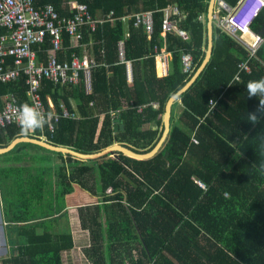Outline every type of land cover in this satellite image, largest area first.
I'll use <instances>...</instances> for the list:
<instances>
[{
	"label": "trees",
	"instance_id": "trees-1",
	"mask_svg": "<svg viewBox=\"0 0 264 264\" xmlns=\"http://www.w3.org/2000/svg\"><path fill=\"white\" fill-rule=\"evenodd\" d=\"M68 1L33 0L36 8L52 5L60 16L70 15ZM75 1L86 6L92 19L112 12L114 22L98 25L91 36L90 53L98 66L90 70L89 94L83 93L81 84L60 88L42 82L40 96L47 108L49 98L55 108L61 101L78 115L75 120L61 118L49 141L80 153L116 143L134 153H148L161 137L158 117L167 100L205 58L207 22L198 18L207 20L210 0ZM222 1L229 7L238 2ZM169 5L177 7L178 28L187 39L174 32L161 37L163 10ZM144 12H151L150 39L141 26L134 27L133 18L120 20ZM251 29L264 36V8ZM212 36L210 59L172 105L167 140L152 158L136 160L117 152L114 157L84 160L29 142L16 143L0 154L1 217L10 249L1 264H66L63 258L74 243L69 228L60 223L67 219L65 198L74 187L97 199L77 210L80 228L89 235L84 255L92 264H264V117L255 124L248 119V112H254L264 98L249 99L245 89L249 80L264 77L263 47L250 60V72H241L239 81L232 82L246 52L215 26ZM87 39L83 32L81 44ZM122 39L125 60L132 64V84L125 64L118 60L117 42ZM154 46L171 54L164 77L156 75ZM50 47L48 37L34 47L38 61H45ZM80 51L70 48L64 34L58 59ZM183 53L192 56L186 72ZM25 80L21 75L0 85V98L10 94L18 104L26 103ZM177 105L181 112L175 114ZM138 106H143L140 112ZM118 110L113 119L109 111ZM117 120L123 130H115ZM149 123L156 129L145 130ZM38 134L39 130L25 134L20 127L5 126L0 128V147L16 136ZM26 146L45 150L48 155L41 160L48 164L33 166V159H38L33 154L31 165L23 161L18 151ZM51 153L62 158L61 165L52 164ZM8 161L19 166L6 165ZM191 178L207 189H199Z\"/></svg>",
	"mask_w": 264,
	"mask_h": 264
},
{
	"label": "built area",
	"instance_id": "built-area-1",
	"mask_svg": "<svg viewBox=\"0 0 264 264\" xmlns=\"http://www.w3.org/2000/svg\"><path fill=\"white\" fill-rule=\"evenodd\" d=\"M66 7L70 15L60 16L50 4L36 8L33 0H0V85L11 84L21 75L26 78V103L51 116L45 127L39 130V138L45 141L52 138L56 124L61 118L74 120L78 116L74 112H69L63 103L55 108L49 98H47V108L40 96L42 82L47 80L60 88L81 84L83 93L89 94L90 70L98 66L90 53V47L93 45L91 36L98 25L114 22L112 12L104 17L92 19L86 6L75 0L68 1ZM263 8L264 0H238L234 7L227 6L222 0H216L213 18L215 27L246 52V59L237 64V72L232 82L239 81L241 72H250V60L256 56L264 43V36L251 30L253 20ZM163 14L161 37L168 32H174L182 39H187V33L178 28L180 14L177 7L169 5L163 10ZM129 18H133L134 27L141 26L150 39L153 32L151 12L122 17L120 20L126 22ZM205 20L203 16L198 18L199 22ZM83 32L88 34V39L86 43L81 44ZM64 34L69 38L70 48H80L81 51L79 55L72 53L69 59L59 61L58 55L63 51ZM46 37L49 38L51 47L46 51L45 61H38L34 47L43 44ZM124 37H128V33H125ZM154 52L157 64L161 65L157 75L164 77L168 72L170 52L164 48L158 49L156 46ZM117 55L119 63L125 64L128 83L132 84V64L130 60H125L123 39L117 42ZM8 58L12 59L11 62L7 61ZM181 64L183 71H189L192 56L189 53L181 54ZM20 105L13 95L8 94L0 98V128L11 123L18 126L16 109ZM88 106H91V103H88ZM136 109L140 112L143 106H138ZM119 113L120 110L109 111L113 119L117 118ZM191 142L196 144L194 137L191 138ZM192 183L206 190L201 182L192 179Z\"/></svg>",
	"mask_w": 264,
	"mask_h": 264
},
{
	"label": "water",
	"instance_id": "water-1",
	"mask_svg": "<svg viewBox=\"0 0 264 264\" xmlns=\"http://www.w3.org/2000/svg\"><path fill=\"white\" fill-rule=\"evenodd\" d=\"M215 5H216V0H210L209 4V10L207 14V34H208V46L205 54V58L203 59L202 63L199 64V66L196 68L194 74L192 77L189 79V81L181 88L179 89L175 94H173L166 102L165 107H164V112L162 115V122H163V131L161 134L160 139L154 146V148L149 151L148 153L144 154H138L132 152L129 148L124 147L123 145L116 143L112 146H109L105 149H102L101 151L98 152H93V153H80L77 151H74L70 148L61 146V145H55L51 142L44 141L42 139L36 138V137H31V136H16L13 139H11L5 146L0 147V154L5 153L9 151L16 143L19 142H29L32 144L39 145L43 148H46L48 150H52L55 152H61L63 154H70L78 159H94L98 158L101 156H104L106 154L113 155L115 153H121L124 156H127L132 159L136 160H148L155 156L160 149L162 148L163 144L165 143L167 136L169 134L170 130V115H171V108L172 105L176 102L178 97L184 93L191 85L192 83L197 79L199 75H201V72L205 69L207 62L210 59L211 52H212V47H213V27L215 25L213 18H214V12H215ZM119 123L118 126L115 127V130L118 131L124 129V125L120 124V121L117 120ZM0 231H1V225H0Z\"/></svg>",
	"mask_w": 264,
	"mask_h": 264
},
{
	"label": "clouds",
	"instance_id": "clouds-1",
	"mask_svg": "<svg viewBox=\"0 0 264 264\" xmlns=\"http://www.w3.org/2000/svg\"><path fill=\"white\" fill-rule=\"evenodd\" d=\"M205 21L207 22V20H205ZM245 89H246V92L248 94V98L249 99H251L253 97H255V98H257V97L264 98V77H261V78H259L257 80H249L247 82V84H246V88ZM16 112H17V117L16 118H17V121H18V126L17 127H20L21 132L25 133V134L26 133H30V132L32 133V132H35L37 130L43 129L45 127V125L48 123L49 119H51L50 114L46 115L45 113L40 111L35 106H32V105H30L28 103L21 104L19 106V108L16 109ZM261 117H264V99H260L259 100V104L256 107L254 112H248V119L253 124H255L259 120V118H261ZM9 125L16 126L13 123L7 124L5 126H9ZM22 136H26V135H22ZM36 138H39V134H38V137H36ZM39 139H41V138H39ZM261 139L264 140V137H262ZM47 142H50V141H47ZM111 156L114 157L115 155L113 154ZM192 179L193 178L190 179L191 182H192ZM194 180H196V179H194ZM199 189H201V188H199ZM206 189H207V187H206ZM201 190H203V189H201ZM107 192H111V190H108Z\"/></svg>",
	"mask_w": 264,
	"mask_h": 264
},
{
	"label": "crops",
	"instance_id": "crops-1",
	"mask_svg": "<svg viewBox=\"0 0 264 264\" xmlns=\"http://www.w3.org/2000/svg\"><path fill=\"white\" fill-rule=\"evenodd\" d=\"M259 34V33H258ZM170 57H171V54L169 55V57H168V60L170 59ZM157 61L159 62V60H158V58H157ZM155 70H156V75H157V72H158V64H157V62H156V58H155ZM167 71H168V68H167ZM158 76V75H157ZM159 77V76H158ZM60 103H63V102H61L60 101ZM59 103V104H60ZM64 104V103H63ZM59 106V105H58ZM66 107V106H65ZM72 107L74 108V106H73V104H72ZM154 107V109H156L157 108V104L155 105V106H153ZM58 108V107H57ZM67 108V107H66ZM74 112H75V110H74ZM181 112V106L180 105H177V107H176V109H174V113L175 114H178V113H180ZM76 114V113H75ZM77 115V114H76ZM78 116V115H77ZM158 118H161L162 119V116H159ZM176 118H177V116H176ZM77 119V118H76ZM75 120V119H74ZM162 124H163V122H162ZM116 125H119V123L118 122H116ZM145 130H148L149 128H152V129H156V126H154V125H152V124H147V125H145L144 127H143ZM159 130H160V128H159ZM170 131V130H169ZM168 137V136H167ZM190 138H192V137H190ZM160 139V138H159ZM167 140V139H166ZM166 142V141H165ZM190 142H191V139H190ZM164 145V144H163ZM163 147V146H162ZM107 148V147H106ZM105 149V148H104ZM161 150V149H160ZM18 153L19 154H21V159L23 160H27V161H29L30 162V165L32 164V158H31V160H30V156L29 155H32V154H37V153H39V154H41L42 156H44V155H48L45 151H43V150H38V149H33V148H31V147H29V146H26V147H24L23 149H21V150H19L18 151ZM26 154H28V156H25ZM23 160V161H24ZM61 161H62V158H60L59 156H57V155H55V154H52L51 153V162H52V164H55V165H61ZM5 164L6 165H11V166H19V162H17V161H15V162H11V161H8V162H5ZM108 191V190H107ZM75 193H77L78 195H79V197L81 198V199H84V198H87L88 199V202H84V203H87L88 205L89 204H92V203H95L96 201H97V199H95V198H92L88 193H86V192H84V191H82V190H80L79 188H77V187H74V189H73V192H72V194H75ZM80 193H81V195H80ZM69 196V195H68ZM68 209V208H67ZM0 225H1V231H2V234H0V264H1V261L2 260H4V259H6V258H8L9 257V255H10V249H9V247H8V252H7V254H5V245H4V240H5V238L3 237L4 236V223H3V220H2V217H1V207H0ZM85 231V230H84ZM86 232V231H85ZM72 234V233H71ZM86 234H87V236H88V233L86 232ZM80 236H82V235H73L72 234V237H73V243H74V247H73V249L71 250V252H70V254L69 255H67V256H64V258H63V260H64V262H66V264H74L75 263V259H76V250L77 249H79V247H78V245L79 244H83V245H81V247L83 248H88V246H89V243L88 244H85V241H81V239H80ZM89 239V238H88ZM79 252H81V257L82 258H85V255H84V250H81L80 249V251ZM86 259V258H85Z\"/></svg>",
	"mask_w": 264,
	"mask_h": 264
},
{
	"label": "rangeland",
	"instance_id": "rangeland-1",
	"mask_svg": "<svg viewBox=\"0 0 264 264\" xmlns=\"http://www.w3.org/2000/svg\"><path fill=\"white\" fill-rule=\"evenodd\" d=\"M263 47V52L261 54V57L262 59L264 60V43L262 45ZM31 148H35V149H38V150H43V149H40V148H36L35 146H29ZM45 151V150H43ZM46 152V151H45ZM34 156H37L38 159H33L34 161V164L33 166L37 167V165L39 164H42V165H47L48 162L47 161H42L41 159H43L42 155L37 153V154H33ZM46 158V157H45ZM11 184V182H10ZM6 185H9V184H6ZM81 195V193H80ZM84 202H88V199L87 198H84V199H81L79 197V195L77 193L75 194H70L69 196H66L65 198V204H66V211H67V219H63L62 222L60 223L61 227H66V228H69V230L71 231V233L73 235H82L80 236V239L81 241H85V244H88L89 243V235L87 236L86 232L84 230H82L80 228V225H79V220H78V208L81 207V206H86L88 205L87 203H84ZM88 233V232H87ZM0 234H2V231H0ZM5 238L4 240V245H5V254H7L8 252V239H7V235L4 234L3 236ZM81 245L83 244H79L78 247L79 249L76 250V259H75V263L74 264H92V262L88 259V258H82L81 257V250H86L87 248H82Z\"/></svg>",
	"mask_w": 264,
	"mask_h": 264
}]
</instances>
